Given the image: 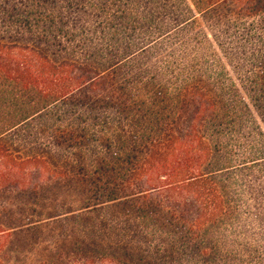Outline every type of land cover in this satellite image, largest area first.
Wrapping results in <instances>:
<instances>
[{
    "label": "trees",
    "instance_id": "obj_1",
    "mask_svg": "<svg viewBox=\"0 0 264 264\" xmlns=\"http://www.w3.org/2000/svg\"><path fill=\"white\" fill-rule=\"evenodd\" d=\"M47 126L66 157L101 164L0 141V181L63 180L93 193L85 208L161 212L210 257L221 177L264 179V0H0V137ZM80 258L64 264H97Z\"/></svg>",
    "mask_w": 264,
    "mask_h": 264
},
{
    "label": "rangeland",
    "instance_id": "obj_2",
    "mask_svg": "<svg viewBox=\"0 0 264 264\" xmlns=\"http://www.w3.org/2000/svg\"><path fill=\"white\" fill-rule=\"evenodd\" d=\"M54 129L47 126L38 137L9 134L0 141L23 157L44 155L60 166L68 160L73 170L82 166L94 172L100 157L84 151L80 165L85 148L66 157L69 151L52 143ZM109 160L113 163L110 155ZM220 181L228 213L207 233L206 242L215 248L202 258L194 245L184 248L183 228L169 224L161 212L140 216L107 205L85 208L93 193L73 182L5 175L0 181V264H64L80 256L97 264L118 259L127 264H264L262 175L242 173L237 181L225 175Z\"/></svg>",
    "mask_w": 264,
    "mask_h": 264
}]
</instances>
